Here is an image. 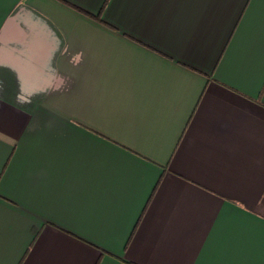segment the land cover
I'll return each instance as SVG.
<instances>
[{
  "label": "crops",
  "instance_id": "1",
  "mask_svg": "<svg viewBox=\"0 0 264 264\" xmlns=\"http://www.w3.org/2000/svg\"><path fill=\"white\" fill-rule=\"evenodd\" d=\"M0 264H264V0H0Z\"/></svg>",
  "mask_w": 264,
  "mask_h": 264
}]
</instances>
